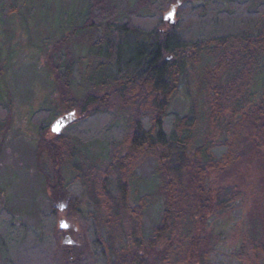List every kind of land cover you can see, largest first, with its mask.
Instances as JSON below:
<instances>
[{
	"label": "trees",
	"instance_id": "16d2710c",
	"mask_svg": "<svg viewBox=\"0 0 264 264\" xmlns=\"http://www.w3.org/2000/svg\"><path fill=\"white\" fill-rule=\"evenodd\" d=\"M45 1L47 7L44 3L40 9L39 21L52 31L54 40L43 68L56 87L61 109L44 106L33 113V125L40 136L35 169L42 181L49 186L76 188L80 193L95 191L96 187L105 196L107 185L89 184L91 174L99 172L89 147L98 142L108 148L110 162L124 164L118 196L130 214L141 217L150 194L135 197L133 202L129 191L138 182L137 160L150 154L155 159L152 176L163 195V206L159 221L148 232L141 224L139 230L125 233L132 247H137L135 252H140L132 264H183L184 259L188 264H264V228L261 232L257 223L253 230L247 225L249 229L239 243L227 249L221 246V234L210 227L214 211L226 210L242 196L234 183L215 186L211 179L214 172L237 171L253 158L264 165V14L255 17L259 11L249 6L246 13L239 14L211 0L207 5H196L203 13L189 25L173 24L161 30L134 22L158 15L161 0ZM23 2L28 8V0ZM18 4L20 0H0V20L22 13L24 6ZM13 55L14 50L1 59L2 72ZM210 69L218 85L211 88L207 116L204 118L197 103L190 104L183 113L169 111L179 86L191 71ZM234 83L236 90L230 97L227 86L232 89ZM109 94L129 100L128 105L139 101L144 108L132 110L124 124L114 116L117 121L109 123L102 134L86 137L72 131L54 134L48 142L45 133L49 121L60 112L77 107L85 112L92 106H103ZM224 101H228L231 111L229 116L220 117L218 111ZM104 111L93 107L89 115L95 117ZM110 126L127 135L129 157H117L119 153L115 155L116 150L109 147L115 141ZM69 128L65 127L66 132ZM104 209L109 224L114 214L109 204ZM40 222L38 233L3 209L0 211V264H17L23 251L38 252L47 243L46 232L48 226H55V219L41 216ZM207 228L209 240L202 249ZM98 232L96 225L93 233ZM126 237L122 249L127 248ZM93 242L97 254L94 264H111L102 242ZM150 248L156 251L154 261L143 256ZM186 249L188 259L184 258Z\"/></svg>",
	"mask_w": 264,
	"mask_h": 264
},
{
	"label": "rangeland",
	"instance_id": "374dc122",
	"mask_svg": "<svg viewBox=\"0 0 264 264\" xmlns=\"http://www.w3.org/2000/svg\"><path fill=\"white\" fill-rule=\"evenodd\" d=\"M77 1L75 2L78 4ZM212 1L219 3L223 9L234 8L239 14L246 13L248 6L252 10L259 11L260 14L255 13V17L264 14V0ZM209 2L211 0H161L158 15L136 19L134 22L147 28L170 29L171 25L163 21V17L174 8V25L186 26L203 13V10L196 5H207ZM44 3L47 7L45 0H28V8H25V2L20 0V4L24 6L23 12L11 15L8 20H0V61L14 50L12 61L5 63L4 77L0 68V211L3 209L11 217H15L17 222L23 223L38 233L41 232V216H48L50 220L55 219V226L52 229L48 226L45 236L47 243L41 246L38 252L23 251V256L17 258V264H94L95 256H97L94 251L96 247L93 240L95 239L102 242L107 249V253L111 256V264H132L136 254L140 252H135L137 247H132V242L125 233L132 229L139 230L141 224L143 231L148 232L159 221L163 206V195L159 192L156 180L152 176L155 159L150 154L137 160L139 161L136 164L138 182L133 183L134 188L132 189L131 186L129 191L133 202L135 197L150 194V202L141 217L130 214L131 210L121 203V197L118 196L120 194L118 184L121 183L119 176H122L120 173L123 172L124 164L119 161L110 162L108 148L106 149L98 142H94L89 147L90 154L94 158L93 163L99 170L91 174L89 184L95 182L96 186L107 185L109 189L105 196H103L104 192L100 194L96 187L95 191L87 190L80 193L76 188L64 189L54 185L49 186L36 172V148L40 136L33 125L35 123L33 118L36 116L33 113L44 106L56 110L58 108L56 87L43 68L46 53L54 40L52 31L46 29L39 21L40 9L45 7ZM49 13L52 11L49 10ZM263 19L264 15L261 21ZM216 81L218 80L214 70L191 71V76L179 86L176 96L169 105V111L183 113L190 104L197 103L198 110L204 113L205 118L211 88L218 85ZM235 90L236 83L233 84L232 89L227 86V95L231 97ZM107 99L103 106H92L85 112L79 107L60 112L59 116L74 112L68 118L72 121L66 125L71 128L66 132L65 126L61 133L70 134L72 131H78L87 134L86 137L99 135L107 129L109 123L117 121L114 116H118L119 124H124L132 110L136 111L138 108L140 111L141 107L144 108L140 106L139 101L128 105L131 104L129 100L123 97H112L111 94L107 96ZM227 102L224 101L221 110L218 111L220 117L229 116L231 109ZM93 107L105 109V111L101 115L92 117L89 113ZM60 109L58 108V111ZM133 114L136 115V113ZM80 120L83 121L80 122ZM53 121H49V129L45 133L48 142L54 139V133L50 128ZM109 129L111 137L115 139L114 146L109 145L111 150L112 148L116 150L115 155L119 153L117 157H129L125 140L127 135L111 126ZM215 131L218 133L220 129L217 128ZM118 163L120 166L117 165ZM211 179L215 186L221 182L226 184L231 182L242 191L240 199L226 210L213 212L214 218L211 220L210 227L215 234L220 233L223 237L221 243L223 249L239 243L249 226L253 230L257 223L262 232L264 228L263 163L253 158L250 162L241 165L237 171L214 172ZM135 188L137 193L134 195ZM225 189L219 195H222ZM105 204L110 205L111 212L114 214L109 224L107 223L109 216L104 209ZM2 217L7 216L2 214ZM61 224L66 227L60 228ZM96 225L99 227L97 235L93 233ZM207 229L203 232L205 236L200 245L202 249H206L207 245L204 243L209 240V228ZM125 237L127 248L122 249L121 245ZM188 251L189 249H186V252L184 250V258L188 259ZM143 253V256L154 261L156 251L153 248ZM187 262L184 259L183 264H188ZM190 264L193 263L190 262Z\"/></svg>",
	"mask_w": 264,
	"mask_h": 264
},
{
	"label": "water",
	"instance_id": "95a60500",
	"mask_svg": "<svg viewBox=\"0 0 264 264\" xmlns=\"http://www.w3.org/2000/svg\"><path fill=\"white\" fill-rule=\"evenodd\" d=\"M174 8L171 9V11H169L164 17H163V21H165L167 24L169 25H173L174 24V20H173V16H174ZM171 13V16H169V14ZM74 114L73 111L64 114L62 116L57 117L51 124V131L54 134H60L62 132V130L64 129V127L66 125H68L70 123V121H72L71 119H68L70 116H72ZM64 224L60 225V228H64Z\"/></svg>",
	"mask_w": 264,
	"mask_h": 264
},
{
	"label": "snow or ice",
	"instance_id": "6c2138e0",
	"mask_svg": "<svg viewBox=\"0 0 264 264\" xmlns=\"http://www.w3.org/2000/svg\"><path fill=\"white\" fill-rule=\"evenodd\" d=\"M169 16H171V13L169 14ZM66 227V225H64Z\"/></svg>",
	"mask_w": 264,
	"mask_h": 264
}]
</instances>
